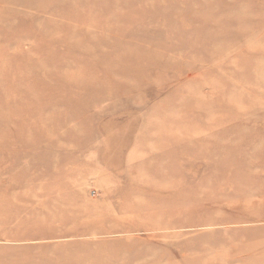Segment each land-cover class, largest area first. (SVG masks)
Here are the masks:
<instances>
[{
	"label": "rangeland",
	"instance_id": "1",
	"mask_svg": "<svg viewBox=\"0 0 264 264\" xmlns=\"http://www.w3.org/2000/svg\"><path fill=\"white\" fill-rule=\"evenodd\" d=\"M0 264H264V0H0Z\"/></svg>",
	"mask_w": 264,
	"mask_h": 264
},
{
	"label": "bare ground",
	"instance_id": "2",
	"mask_svg": "<svg viewBox=\"0 0 264 264\" xmlns=\"http://www.w3.org/2000/svg\"><path fill=\"white\" fill-rule=\"evenodd\" d=\"M110 75V74H109Z\"/></svg>",
	"mask_w": 264,
	"mask_h": 264
}]
</instances>
